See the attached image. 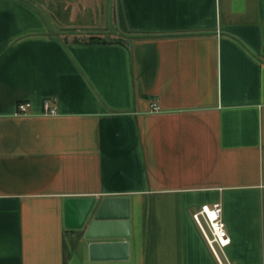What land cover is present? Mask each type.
Instances as JSON below:
<instances>
[{"label":"crops","instance_id":"crops-1","mask_svg":"<svg viewBox=\"0 0 264 264\" xmlns=\"http://www.w3.org/2000/svg\"><path fill=\"white\" fill-rule=\"evenodd\" d=\"M0 264H264V0H0Z\"/></svg>","mask_w":264,"mask_h":264},{"label":"built area","instance_id":"built-area-1","mask_svg":"<svg viewBox=\"0 0 264 264\" xmlns=\"http://www.w3.org/2000/svg\"><path fill=\"white\" fill-rule=\"evenodd\" d=\"M28 105L27 101L18 102L15 113H25ZM42 112L54 113V108L48 104L47 99L43 102ZM191 219L195 222L208 248L217 257V252L222 251V247L229 242V235L226 233L224 222L221 218L220 203L211 201L199 204L192 211Z\"/></svg>","mask_w":264,"mask_h":264},{"label":"water","instance_id":"water-1","mask_svg":"<svg viewBox=\"0 0 264 264\" xmlns=\"http://www.w3.org/2000/svg\"><path fill=\"white\" fill-rule=\"evenodd\" d=\"M81 199H66L64 201V210L67 208H71V204L77 202ZM88 206L82 208V213L80 215V219L83 218L86 213L88 212ZM127 243L124 240L121 241H107V242H95L88 244V254L89 258H97L98 256L102 257L103 259L107 258H116L122 259L127 256Z\"/></svg>","mask_w":264,"mask_h":264},{"label":"rangeland","instance_id":"rangeland-1","mask_svg":"<svg viewBox=\"0 0 264 264\" xmlns=\"http://www.w3.org/2000/svg\"><path fill=\"white\" fill-rule=\"evenodd\" d=\"M42 8V7H41ZM41 11H43V9H40Z\"/></svg>","mask_w":264,"mask_h":264}]
</instances>
